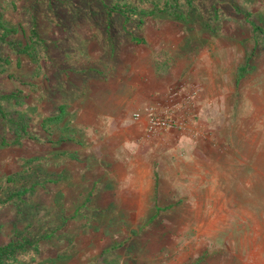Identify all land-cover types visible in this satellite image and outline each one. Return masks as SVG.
<instances>
[{
    "label": "rangeland",
    "instance_id": "rangeland-1",
    "mask_svg": "<svg viewBox=\"0 0 264 264\" xmlns=\"http://www.w3.org/2000/svg\"><path fill=\"white\" fill-rule=\"evenodd\" d=\"M0 22V249L38 241L16 264H264V0H0ZM178 87L188 125L145 130Z\"/></svg>",
    "mask_w": 264,
    "mask_h": 264
},
{
    "label": "built area",
    "instance_id": "built-area-1",
    "mask_svg": "<svg viewBox=\"0 0 264 264\" xmlns=\"http://www.w3.org/2000/svg\"><path fill=\"white\" fill-rule=\"evenodd\" d=\"M191 95L185 88H174L164 96L158 97L143 110L135 113V118L142 122L145 130L156 133L162 130L185 128L192 115L190 108Z\"/></svg>",
    "mask_w": 264,
    "mask_h": 264
},
{
    "label": "trees",
    "instance_id": "trees-1",
    "mask_svg": "<svg viewBox=\"0 0 264 264\" xmlns=\"http://www.w3.org/2000/svg\"><path fill=\"white\" fill-rule=\"evenodd\" d=\"M156 4V2H155ZM165 7H169V3L166 2ZM107 8V12L109 15L117 13L119 14L121 17L124 18L123 23H122V28L124 31L129 33V27L132 26L133 23V15L134 12H131V8L127 7V8H122L117 6L116 4H113V6L111 5H106ZM155 10V9H154ZM0 27L4 28V25L1 24L0 22ZM255 30H260L263 34H264V28L260 27V26H254ZM0 36H1V29H0ZM131 38L133 39L134 42H142L144 41V39L139 38L135 35H133L132 33L130 34ZM45 44V43H43ZM30 46L27 47V50H30ZM30 55H33V51H31L29 53ZM246 69V68H244ZM0 119H5L7 122H13V118L11 116L8 115V112L5 108H3L2 106H0ZM2 117V118H1ZM19 125V129L21 131H23L22 133H24L27 136H32L31 133H29L30 131L28 130V127L25 126V124H20ZM27 191H30V189L27 190H18V191H14V195H24L27 193ZM165 208H161L158 207L157 208V213L159 214L161 211H163ZM38 244V241H31L28 238H25L23 241L21 240H16L14 241L11 245L7 246V247H3L0 249V264H16L18 258L17 255L19 253L25 252L26 250H28L31 245H36Z\"/></svg>",
    "mask_w": 264,
    "mask_h": 264
}]
</instances>
